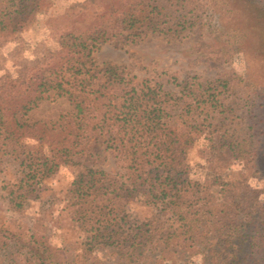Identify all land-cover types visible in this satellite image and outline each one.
Returning a JSON list of instances; mask_svg holds the SVG:
<instances>
[{
	"label": "trees",
	"instance_id": "16d2710c",
	"mask_svg": "<svg viewBox=\"0 0 264 264\" xmlns=\"http://www.w3.org/2000/svg\"><path fill=\"white\" fill-rule=\"evenodd\" d=\"M33 1L0 0V37L17 33L36 12L38 3ZM90 1L102 12L96 24L69 26L54 35L55 49H46L41 58L24 61L18 50L13 57L15 74L0 75V172L6 163L17 170L15 183L4 188L9 206L23 210L62 167H79L74 155L99 138L122 163L126 171L122 176L128 182L83 167L68 190L71 219L87 228L94 247L112 248L125 264H138L157 253L185 255L188 246L206 241L202 227L208 222L226 243L235 239L234 244H243L250 232L264 233L263 206L260 210L249 206L244 183L223 180L222 172L231 163H254L259 155L253 140L255 126L245 125L249 111L240 116V125L231 119L235 111L222 99L227 85H202L199 94L186 88L183 99H176V93L161 82H136L127 68L100 69L93 58L98 47L110 41L136 43L147 34L180 39L212 19L203 17L197 0ZM51 94L68 99L73 107L68 121L53 127L30 123L29 113ZM205 112L209 125L202 116ZM201 139L206 141V161L200 167L208 177L194 182L188 159ZM220 187L224 195L214 203L212 194ZM202 191L206 198L200 196ZM136 201L152 212L144 222L134 224L128 206ZM190 202L197 205L194 211ZM208 203L206 213L202 207ZM93 204L97 213L88 207ZM168 221L181 225L166 227ZM37 242L14 249L27 248L29 264H74ZM256 243L251 241L250 247ZM11 249L7 243L0 247V264H17ZM242 252L225 260L243 263L247 258Z\"/></svg>",
	"mask_w": 264,
	"mask_h": 264
},
{
	"label": "rangeland",
	"instance_id": "374dc122",
	"mask_svg": "<svg viewBox=\"0 0 264 264\" xmlns=\"http://www.w3.org/2000/svg\"><path fill=\"white\" fill-rule=\"evenodd\" d=\"M33 3H38L34 7L36 12L27 18L17 33L11 38L0 37V75L15 74L13 57L19 51H22L24 57L20 56V59L24 61L41 58L46 49H55L54 35L66 31L69 26L96 24L102 13L100 7L90 0H34ZM195 5L203 17H208V21L212 19L204 28L195 29L180 39L147 34L136 43L110 41L100 45L93 58L100 69L107 66L127 68L136 82H161L166 89L176 93V99H183L186 88L199 94L202 85L214 82L216 85L212 84L213 87L226 84L228 88L224 90L222 99H226L231 104L229 108L235 111L231 119L235 125H240V116L249 111L245 125L255 126L253 140L259 155L254 163L248 160L231 163L222 172L223 180L226 183H244L249 188L246 192L251 202L249 206L260 210L259 206L264 208V0H197ZM72 113L73 107L66 97L51 94L48 100L29 113L28 119L30 123L53 127L67 122ZM202 116L209 125L206 112ZM205 144L206 141L201 139L189 153L194 182H204L208 177L206 170L200 167L206 161ZM80 150L74 155V161L80 166L62 167L43 183L38 198L30 200L21 211L9 206L4 190L7 183H15L17 170L15 166L4 164V170L0 172V247L5 243L12 246L10 253L14 263L31 262L28 249L16 251V245L24 247L39 241L74 264H125L116 250L89 244L91 233L72 221L73 208L67 197L83 167L128 182L122 176L126 171L114 151L107 149L99 138ZM223 195L220 187L217 193L212 194L214 203L220 202ZM200 196L206 198L205 192L202 191ZM188 197H192L191 190ZM190 205L194 211L197 205L193 202ZM206 206L202 207V211L208 213L210 204ZM88 207L98 212L95 204ZM128 212L133 215L132 222L135 224L151 217L152 211L136 201L128 206ZM164 225L178 228L181 224L168 221ZM202 228L206 241L196 247L188 246L185 255L166 253L160 256L157 253L138 264H230L225 258L241 254L242 249L247 260L240 264H264V233L252 231L247 242L237 245L234 244L235 239L226 243L219 235L217 237L215 227L209 222ZM181 232L180 228L178 234ZM253 238L257 243L250 247V242H255Z\"/></svg>",
	"mask_w": 264,
	"mask_h": 264
}]
</instances>
